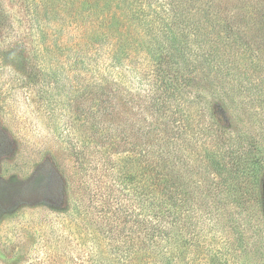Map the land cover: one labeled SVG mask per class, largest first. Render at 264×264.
<instances>
[{
    "label": "trees",
    "instance_id": "trees-1",
    "mask_svg": "<svg viewBox=\"0 0 264 264\" xmlns=\"http://www.w3.org/2000/svg\"><path fill=\"white\" fill-rule=\"evenodd\" d=\"M18 2L15 11L0 3V68L11 64L22 86L35 84L48 114L57 115L65 102L71 119L64 128L78 124L86 131L84 143L77 138L71 147L79 168L93 175L91 188L87 179L82 182L92 201L83 202L82 193L75 210H61L71 225L82 227L58 246L77 252L75 264H232L210 232L212 216L204 219L189 195L180 166L187 151L199 147V104L207 97L197 87L195 60L210 58L215 67L217 48L231 40L232 21L221 19V3ZM245 7L244 30L242 18L253 13ZM69 27L77 34L64 40ZM253 44L246 42L243 51ZM214 104L215 98L209 101ZM210 108L207 128L223 129V112L217 119ZM81 144L85 150L78 149ZM225 150L217 155L207 149L200 165L230 186L241 175L245 146ZM215 201L227 203L211 197L207 204ZM67 230L72 232L54 231L55 241L66 238Z\"/></svg>",
    "mask_w": 264,
    "mask_h": 264
},
{
    "label": "rangeland",
    "instance_id": "rangeland-1",
    "mask_svg": "<svg viewBox=\"0 0 264 264\" xmlns=\"http://www.w3.org/2000/svg\"><path fill=\"white\" fill-rule=\"evenodd\" d=\"M216 1L221 3V19L232 21L231 40L225 49L217 48L219 63L215 67L210 58L195 60L197 87L207 97L199 104V147L195 152L187 151L180 166L189 195L204 219L212 216L207 223L213 224L210 232L232 264H264V0ZM0 3L10 5L12 11L19 7L18 0ZM245 5L253 10L252 18L248 14L247 19L242 18L247 22L246 30L240 20ZM72 34H77L75 27L65 29L62 38ZM5 41L9 43L8 38ZM246 42L254 43V50L243 51ZM210 45L217 50L216 43ZM15 76L11 64L0 68V264H75L77 252L58 245L82 227L71 225L65 213L76 209L82 193L83 202L92 201L82 182L87 179L91 188L93 175H85L79 168L81 159L71 147L77 138L84 143L86 131L78 124L64 128L63 122L71 119L66 103L60 105L57 115L48 114L38 99L36 85L22 86ZM213 98L219 104L210 106ZM210 107L217 119L223 112V129L214 131L215 124L213 131L207 128L212 124ZM240 142L245 146L241 175L230 186L220 185L219 176L200 164L209 157L207 149L221 155L225 148H236ZM77 147L85 150L84 144ZM95 171L100 174V170ZM38 174L46 179L47 174L52 176L53 191L31 189V179ZM211 197L224 198L227 203L207 204ZM68 228L72 232L64 231L66 238L55 241L54 231Z\"/></svg>",
    "mask_w": 264,
    "mask_h": 264
},
{
    "label": "flooded vegetation",
    "instance_id": "flooded-vegetation-1",
    "mask_svg": "<svg viewBox=\"0 0 264 264\" xmlns=\"http://www.w3.org/2000/svg\"><path fill=\"white\" fill-rule=\"evenodd\" d=\"M44 174H38V176H34L31 179V189H34L35 191H39V192H46V191H53V184L52 181H50L51 177L49 174H47V176L50 178H45L43 177ZM54 182V181H53ZM57 194V193H56Z\"/></svg>",
    "mask_w": 264,
    "mask_h": 264
}]
</instances>
